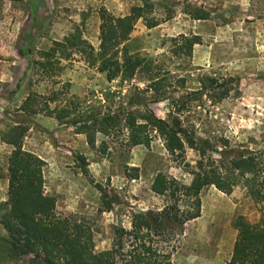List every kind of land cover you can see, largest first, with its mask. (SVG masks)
<instances>
[{
  "label": "rangeland",
  "instance_id": "rangeland-1",
  "mask_svg": "<svg viewBox=\"0 0 264 264\" xmlns=\"http://www.w3.org/2000/svg\"><path fill=\"white\" fill-rule=\"evenodd\" d=\"M149 1L155 4L152 17L160 24L147 29L139 20L130 34L129 47L157 61L164 84L185 79L181 88L170 86L166 97L197 90L202 76L238 82L237 86L229 84L225 100L216 103L204 96L190 102L191 109L181 119L201 138L226 139L232 149H264V0ZM140 5V0H0V133L15 121L29 123L23 144L26 151L32 150L45 162V193L56 199L58 214L74 215L92 228L95 251L111 247L113 228H128L132 213L162 207L163 199L150 190L157 174L188 185L192 177L187 172L195 167L197 153L185 148L169 154L154 131L148 148H127L124 134L117 130L109 136L97 134L91 147L85 135L75 136L73 127L54 128L44 113L28 117L18 109L29 94L46 98L53 91L59 100L77 108L86 104L115 110L134 99L145 103L158 118L168 119L170 98L152 102L149 93L135 97V85L140 90L145 86L140 78L133 85L108 82L77 54L60 59L46 72L34 65L41 51L54 41L61 42L76 27L82 38L97 48L100 8L122 17ZM196 11L206 12L208 19L194 20L187 14ZM181 35L200 39L190 58L172 53ZM8 152L0 142L1 179L7 176ZM135 175L137 178L131 179ZM95 185L107 195L110 210L101 206ZM199 198L200 217L184 226L172 264H227L234 220L238 215L253 219L255 205L242 186L230 195L209 186ZM6 257L0 254V264L28 261V257Z\"/></svg>",
  "mask_w": 264,
  "mask_h": 264
},
{
  "label": "trees",
  "instance_id": "trees-1",
  "mask_svg": "<svg viewBox=\"0 0 264 264\" xmlns=\"http://www.w3.org/2000/svg\"><path fill=\"white\" fill-rule=\"evenodd\" d=\"M140 1V6L132 7L129 14L122 17L99 9L97 48L83 39L76 27L61 42L54 41L47 50L41 51L34 65L46 72L60 59L77 54L90 69L104 74L108 82L118 80L121 84L133 85L140 78L145 86L140 90L135 85V97L149 93L152 102L170 98L168 119L158 118L145 103L134 99L115 110L86 104L77 108L59 100L53 91L46 98L29 94L18 111L28 117L42 112L59 125L73 127L76 134L86 136L91 147L97 134L109 136L117 130L124 134L123 143L127 148L141 145L148 148L153 139L151 131H154L169 154L185 148L197 153L195 167L187 172L192 177L191 182L185 185L157 174L150 190L163 199L162 207L132 213L128 228H113L111 247L95 251L92 228L74 215L63 216L56 212V199L44 191L45 162L23 149L29 123L15 121L0 133V141L11 147L7 158V201L0 203V225L7 232V238L0 240V254L12 260L28 257L27 264H172L184 226L200 217V192L213 186L230 195L234 188L242 186L255 205L256 214L253 219L236 216L233 223L236 237L227 264H264V149H232L226 139L201 138L181 119L182 114L191 109L190 102L204 96L216 103L225 100L230 94L229 84L237 86V79L202 76L197 90L177 98L166 97L170 86L181 88L185 79L177 78L173 84H164L157 61L130 50V34L139 20L147 29L160 24L159 19L152 17L155 4ZM187 14L194 20L208 19L204 11ZM179 41L172 53L181 52L186 58H190L193 47L200 44L197 36L181 35ZM135 178L137 175L131 177ZM94 187L101 194L103 209L110 210L107 195L98 185Z\"/></svg>",
  "mask_w": 264,
  "mask_h": 264
},
{
  "label": "crops",
  "instance_id": "crops-1",
  "mask_svg": "<svg viewBox=\"0 0 264 264\" xmlns=\"http://www.w3.org/2000/svg\"><path fill=\"white\" fill-rule=\"evenodd\" d=\"M48 122H50V124H52V126H54V128H57V127H60L62 125H59L58 122L51 118V117H48ZM75 133V131H74ZM76 134V133H75ZM75 136H78V138H83L84 135L83 134H76ZM86 138V137H85ZM1 142V141H0ZM87 142V141H86ZM3 145H5L9 152L7 153V155L10 154V151H11V147L9 145H6L3 143ZM23 149L25 150V145L23 144ZM28 152H31L33 154L36 155L35 152H33L32 150H27ZM167 152V151H166ZM39 157V156H38ZM40 158V157H39ZM5 173H7V170H4ZM0 203H4L7 201V190H8V179H7V176H5L4 178H0ZM235 237H236V231L232 234V244H231V249L230 251H232V247H233V243L235 241ZM4 238H7V232L5 231V229L0 225V240L1 239H4ZM231 254V253H230Z\"/></svg>",
  "mask_w": 264,
  "mask_h": 264
}]
</instances>
